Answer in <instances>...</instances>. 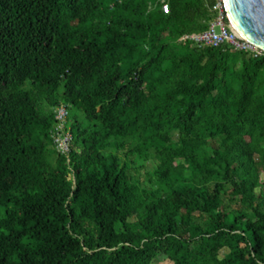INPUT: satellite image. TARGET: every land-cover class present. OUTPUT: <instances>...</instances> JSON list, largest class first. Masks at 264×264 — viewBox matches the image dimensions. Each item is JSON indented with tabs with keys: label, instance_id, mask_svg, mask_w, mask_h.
Here are the masks:
<instances>
[{
	"label": "trees",
	"instance_id": "16d2710c",
	"mask_svg": "<svg viewBox=\"0 0 264 264\" xmlns=\"http://www.w3.org/2000/svg\"><path fill=\"white\" fill-rule=\"evenodd\" d=\"M212 2L0 0V264H264V53L182 40Z\"/></svg>",
	"mask_w": 264,
	"mask_h": 264
},
{
	"label": "built area",
	"instance_id": "2783aa9c",
	"mask_svg": "<svg viewBox=\"0 0 264 264\" xmlns=\"http://www.w3.org/2000/svg\"><path fill=\"white\" fill-rule=\"evenodd\" d=\"M161 6L163 12H168L167 2L162 1ZM210 10L213 18L208 27L200 32L185 34L181 37L182 40L193 41L198 46L219 47L228 44L233 49L250 52L254 56L264 53L262 48L244 38L232 27L227 18L224 0H213ZM55 113L56 122L52 137L57 148L66 153L71 144V135L65 127L68 111L65 105L60 104L56 107Z\"/></svg>",
	"mask_w": 264,
	"mask_h": 264
},
{
	"label": "water",
	"instance_id": "95a60500",
	"mask_svg": "<svg viewBox=\"0 0 264 264\" xmlns=\"http://www.w3.org/2000/svg\"><path fill=\"white\" fill-rule=\"evenodd\" d=\"M232 27L264 50V0H224Z\"/></svg>",
	"mask_w": 264,
	"mask_h": 264
},
{
	"label": "rangeland",
	"instance_id": "374dc122",
	"mask_svg": "<svg viewBox=\"0 0 264 264\" xmlns=\"http://www.w3.org/2000/svg\"><path fill=\"white\" fill-rule=\"evenodd\" d=\"M260 177H261V182H263L264 183V172H261V175H260ZM153 264H172L170 261H168V260H165V261H161V262H153Z\"/></svg>",
	"mask_w": 264,
	"mask_h": 264
},
{
	"label": "clouds",
	"instance_id": "9594fccd",
	"mask_svg": "<svg viewBox=\"0 0 264 264\" xmlns=\"http://www.w3.org/2000/svg\"><path fill=\"white\" fill-rule=\"evenodd\" d=\"M63 105H65L66 106V108H67V111H68V106L66 105V104H63ZM68 114V113H67ZM66 129L69 131V128H68V126H67V116H66ZM70 133V132H69ZM71 135V134H70Z\"/></svg>",
	"mask_w": 264,
	"mask_h": 264
}]
</instances>
